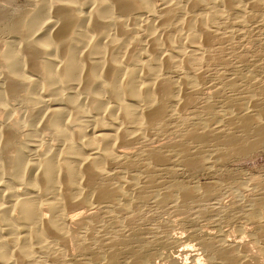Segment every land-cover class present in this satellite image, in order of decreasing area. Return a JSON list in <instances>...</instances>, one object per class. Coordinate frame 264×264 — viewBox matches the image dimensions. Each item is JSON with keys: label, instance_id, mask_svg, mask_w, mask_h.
<instances>
[{"label": "bare ground", "instance_id": "obj_1", "mask_svg": "<svg viewBox=\"0 0 264 264\" xmlns=\"http://www.w3.org/2000/svg\"><path fill=\"white\" fill-rule=\"evenodd\" d=\"M27 1H34L37 8L33 12L25 13L8 28L17 41L7 42L6 49L0 53V68L4 77L0 87V106L6 109L8 99L18 95L22 104L32 112L31 120L27 123L29 130L19 141L12 132L14 129L5 130L4 125L1 128L0 124V264H60L68 253L69 246L73 247L69 241L76 242L81 237H78V229H70L63 224L70 213L76 212L71 214L75 221L80 215L78 211L89 209L98 201H106L112 210L128 212L134 207L132 201L143 199L142 190L147 186L140 187V183L137 188L138 174L127 175V169L133 162V152L130 153L126 149L134 142L147 141L150 136L166 133V122L174 117L178 118L181 109L192 105L193 94L197 93L201 81L204 80L195 70L198 69L203 50L208 48L217 36L214 34L215 27H212L215 24L213 21L223 15V10L235 14L241 12L242 1ZM249 1L253 9L259 7L262 2ZM158 2L161 4L157 12L154 4ZM204 4L210 7L206 14L187 15V7L196 8ZM26 68L34 77L24 74L23 70ZM177 69H186L187 72L175 80H169V77L164 79V74L176 72ZM254 98L251 94V97H247L232 110L235 120L241 123L242 137L231 133L225 137L211 135L206 132V124L196 122L193 126L184 125L186 129L183 130L182 137L195 145L204 146L208 141H212L224 146L228 152L223 150L225 154L216 159L220 161L227 159L230 153L244 154L257 146L260 147L264 139V107H257V99L253 101ZM249 108L255 111V114L248 113ZM42 131L53 137L54 145L45 143L44 150L39 151V135ZM173 147L175 149L169 151L170 153L160 150L161 153L152 148L153 151L148 153L149 165H161L178 157L183 166L193 167L195 171L204 169L205 166H214L215 159L207 157V153L203 156L204 154L200 155L201 153L196 151H189L186 144L180 142L173 143L171 149ZM204 150L206 151L205 148ZM200 151L202 152V149ZM113 165L123 166L125 178L114 181V185L99 183V177H106L110 171L108 168ZM151 183L153 182L150 178H147L146 184L151 186ZM172 186L173 191L163 192L164 194L159 192L161 195L158 193V203H175L183 207L195 201L198 192L195 188ZM237 189L240 190L239 187ZM210 193L203 190L202 197L208 198ZM257 203L258 206L252 207L248 214L245 213V221L257 224L256 234L253 237L252 232V237L255 242H262L259 248L261 247L260 253L264 256V204ZM191 205L194 206L193 203ZM83 228L86 229V226ZM84 235L85 238L92 236L86 230L82 234L83 238ZM249 235L251 236V233ZM92 237L95 238L94 235ZM173 237L168 239L166 245L178 243ZM200 246V254L189 252L190 264L201 256L205 257L204 259L213 257L214 264H261V261H257V256V260H251L252 257L248 259L249 257L242 255L238 249L239 244L227 243L222 239V234L208 236L206 240L201 241ZM118 247L120 245L116 246ZM138 250L137 248V252L131 255V259L125 261L123 258L124 261L119 263L115 253L102 251V254L95 256L89 263L83 264H154L152 256L141 254ZM182 252L181 250L174 253L180 255ZM171 257L169 256V259ZM171 261L182 264L177 262V257L174 256ZM78 262L80 263V260Z\"/></svg>", "mask_w": 264, "mask_h": 264}, {"label": "rangeland", "instance_id": "obj_2", "mask_svg": "<svg viewBox=\"0 0 264 264\" xmlns=\"http://www.w3.org/2000/svg\"><path fill=\"white\" fill-rule=\"evenodd\" d=\"M173 1L177 2L180 0H173ZM241 1H242L240 3L241 4L240 7H242V9L240 10L241 12L235 14L233 12H229L228 10L227 11L223 10L224 12L223 15H219L218 17L215 18V21H213V23L215 22V24H213L212 27H215L214 30L216 31L214 32V34H216L217 36L215 35L216 36L214 37L215 40L213 39L211 41L210 45L212 47L209 45L208 48L203 50L202 57H200V62L197 65L198 69L195 70V73L198 72L200 76L202 75L201 77H203L204 80H202L203 78L201 79L202 80L201 81L202 84L200 86L201 88L199 87L197 93L193 94L194 96L195 95L196 96L195 97L193 96L194 99L192 101V105L189 104V106H187V109L186 108L181 109L180 116L177 115L178 118L174 117V119H169L168 122H166L167 124L166 133L165 132L162 133L163 135L155 134L154 136H152L153 138L150 136V138L147 139V141L144 140L145 142L144 141L134 142L132 143L133 145L131 144L132 145L130 146L131 148L128 147L130 149L128 148L126 149L127 151H130V153L133 152L132 153L133 162L132 165L128 167L129 169H127L126 172L127 175L128 173H130L129 175L132 174L135 176L138 174V176L136 177L138 178L139 182L137 181L138 186L136 187L138 188L140 185H141L140 187L143 186L148 187L143 189L145 190V192L143 190H142L143 193L141 192L144 195L143 197L144 200L139 199L140 201L142 200L141 202H139V200L137 199H135V201L137 200L136 202L132 201V207L134 206L136 208L133 207L132 208L133 211L131 209L129 210L130 212L128 211L129 213L121 212L115 209L112 210L113 208H111L106 201L94 202L93 206L89 207V209L86 210L83 209L78 211L77 213L79 214L80 212V215H82V216L78 215V218L76 217L78 220L75 219L74 221L71 217L76 212L70 213V215H68V218L64 219L63 221L65 227L69 226L70 229H76V230L78 229L77 231H79L80 233L78 234V237L79 235L82 237V234L84 233L85 230L86 232H90L91 235L93 232L96 233V235L93 233L95 238H93L92 235L91 236L92 239L88 237L85 238L86 236L84 235V238L79 237V240L76 242L69 241L71 245L73 244L74 248L73 247L71 248V246H69L70 244L68 243L69 244L68 253L61 260L60 264L62 263L83 264L84 262L89 263L95 256L102 254V251L103 253H108V254L112 252L115 253L116 259L118 258L117 261L119 263L124 260L126 261L131 259L132 258L131 255L137 252V248L139 249L138 252H140L141 254L152 256L154 264H175L171 261L173 256L177 257V262L179 261L182 264H190L189 254L190 253L200 254L199 250L201 248L200 246L201 241L206 240L208 236L209 237L212 235L215 236L216 234L217 235L222 234V239L227 243L237 242V244H239L238 247V249H240L239 252L242 255H245L247 258L249 257L248 259L252 257L251 260H257V258H259L257 261L258 262L261 261L260 263L263 264L264 256L260 253L261 247L259 248V246L262 245L261 244L262 242L261 241L255 242L254 241L255 238H253L254 235L256 234L257 226L255 227V225L257 224L249 223L245 220H246V214L250 212L252 207L258 206L257 202H259L260 205L264 204V139L263 141H261L260 143L261 145L259 144L260 147L257 146L255 149L248 151L247 153H244L245 155L230 153L227 155L228 157V158L226 157L227 159H223L224 161L223 160L220 161V160H216L219 157V155L225 154L224 152L226 153L228 152L224 146L218 143H213L212 141H208L209 143L207 142L204 146L197 144L195 145V143H192L186 140L184 137H182L183 130L186 129L187 126L188 127L191 125L193 126L195 122L196 124L199 123L200 124L202 123L203 125L206 124L207 125L205 128L206 132L211 135L218 134L217 136L225 137V136H230L231 133V135L239 134L236 137H242L243 133L240 129L241 123L240 122L238 123L237 120H235V116H233L232 110H235L236 107L239 105V103L242 104L247 97H251V94H252V98L255 97L254 99H252L253 101L255 99L259 100V101L256 100L257 102L255 101L256 106L264 107L263 105L264 103V98H263L264 97L263 94L264 0H262L259 7H255L256 9H253L254 7L250 5L251 1L249 0L248 2L247 0H241ZM158 3L154 4L155 10H157V12L160 10V4H161ZM182 3L181 5H183ZM36 8L37 7L35 6L34 1L30 2L27 0H0V15H1L0 16V53H2L4 49H6L5 45L7 44V42L10 43L17 41L16 38H14L9 33L8 28L11 25H13L15 22L20 20L25 13H28L30 11L33 12ZM209 8L205 4L199 5V7L197 6L196 8L187 7L186 13L187 15H193V14L195 15L196 13L203 15L204 13L206 14L207 11H209ZM185 71L187 72L186 69L184 70L177 69L176 72L166 73L163 75V77L166 80L169 78H170L169 80H175L180 78L181 76H184L186 74ZM23 72L27 77L29 76L34 77L33 76L34 74L30 70H27V68L24 69ZM2 74L3 71L0 68V87L3 85L4 82V77ZM248 79H250V81ZM251 79H253V81ZM255 81L258 83H256ZM249 94L250 96H248ZM17 96L18 95H15L16 98L13 96L14 98L12 97L11 100L8 99L7 101L8 105L6 108L7 110L0 106V120H1L0 124H1V128L2 125H4L3 128L5 130L7 129L12 131V129H14L12 132L14 133L16 140L19 141L20 139L24 138L25 134L29 130L28 129L29 125L27 123H29V121L31 120L32 112L26 105L22 104L21 100L18 98L19 96L18 97ZM204 100L206 102H204ZM231 107H233V109H231ZM210 108L212 111L210 110ZM196 109L198 111H195ZM208 109L209 111H207ZM248 113L252 115L253 113L255 114V111L249 108ZM227 116H230V118H228ZM182 123H186V124H182ZM189 123L191 124L189 125ZM229 123L232 125V127L231 125H229ZM169 126L171 128H169ZM220 131L223 132L221 133ZM167 133L170 134L168 135ZM40 134H41L39 135L40 145L38 147L39 151L44 150L43 148L45 147L46 144H49V146L54 145L53 142L54 139L53 137H51V135L43 131ZM41 140H43V142ZM50 141L52 142L50 143ZM172 142L174 144L176 142L186 144L189 151H193V152L196 151L198 153H201L200 155L204 154L203 156H205V153L209 154V155L206 154V156L207 157L209 156V158L212 160L213 159L216 160V162L215 160H213L214 166L212 168L205 166L208 167V169L205 167L204 169L195 168L196 169L195 171L193 167L192 168L190 167L191 168L190 169L189 167L183 166V164H181L178 157L174 158L173 160H170L169 162L168 161L164 162L161 165L157 164L158 167L157 165H153V166L149 165L150 160L148 159V153L153 151L152 148H154V150L159 152L161 151L169 152L175 149L174 147L173 149H171L173 145ZM214 144L217 146V148L216 146H214ZM195 147L196 148L199 147L198 151ZM200 147L202 149V152L200 151L201 150ZM204 148L206 149L207 152L204 150ZM144 154L145 156H143ZM210 154L213 155L211 156ZM143 161L146 164H144ZM163 165L165 166V168ZM120 167L122 170L120 169ZM138 168L140 169L139 170L140 173L138 171ZM108 170H110L111 172L110 171L108 172ZM108 170L106 177L105 176L99 177L100 179L97 180L99 183L103 184L104 182H106L109 185H114L113 184L115 183L114 181H119L121 178H125L124 169L123 166L121 165H113L109 167ZM149 175L151 176L149 177ZM147 178H150V180L153 182L151 183L152 184L151 186L149 184L150 187L148 186V184H146ZM173 183L174 186H172ZM171 186L172 188L177 186L182 188H189V187L195 188L198 191L197 192L198 196L196 195L194 202L186 204L187 207L186 205L183 206L184 208L180 207L175 203H167V204L158 203L159 202L158 193L162 192V194H164L165 192L173 191L171 189ZM207 187L211 189L213 188L214 190L213 189L210 190ZM237 187L240 188L239 191ZM201 188L203 189L201 190ZM154 189H156L157 191H153ZM203 190L204 192L206 191L209 193L211 192L210 195L213 194V196H211L213 198H211L209 195L211 199L209 197L208 198L205 197L206 198L205 200V198L202 197ZM159 195H161V193H159ZM153 197H155V199ZM198 201H200L201 203ZM192 203L194 204V206L191 205ZM197 203L199 205H197ZM94 207L96 209L100 208V210H97L98 211L97 212ZM95 211L97 212V214ZM102 213L103 214L105 213V215L103 216ZM91 215H93L94 217H91ZM262 215L264 216V213ZM92 219H94L95 221H93ZM87 220H90V222L89 221L87 222ZM83 221L86 222L83 223ZM89 223L92 225H90ZM94 223H95V227H94ZM85 226L86 229L83 228ZM252 232H253V237H252ZM250 233L251 236L249 235ZM170 236L171 237L174 236L173 238H176L178 240V243L177 244L168 243L167 246L166 242H168V239L171 238ZM123 237L125 239H122ZM86 241L89 243H87ZM164 243L166 246L164 245ZM101 245L102 248H104L103 250H100L102 249ZM119 245L120 247L116 248V246ZM75 246L77 249H79L80 247L79 249L80 252L75 248ZM94 248L96 249L95 251ZM181 250L183 252L180 253V255L174 253L175 251H181ZM144 251L148 253L146 254ZM245 252L248 253L249 255L248 254L246 255ZM87 255L88 258H86ZM168 255L170 257L172 255L173 256L171 257V259H169ZM204 258L205 257L202 258L201 256V258L197 260L198 262L194 261L192 262V264L215 263L213 257L206 258L207 261ZM79 260L80 263L78 262Z\"/></svg>", "mask_w": 264, "mask_h": 264}]
</instances>
